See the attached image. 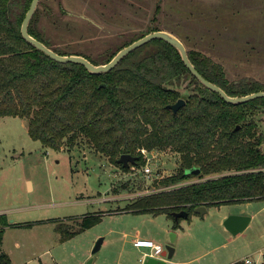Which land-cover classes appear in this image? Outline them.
<instances>
[{"label": "rangeland", "instance_id": "374dc122", "mask_svg": "<svg viewBox=\"0 0 264 264\" xmlns=\"http://www.w3.org/2000/svg\"><path fill=\"white\" fill-rule=\"evenodd\" d=\"M157 5L159 25L219 63L228 80L252 79L264 86V0H40L38 25L54 45L97 58L126 38L145 33L157 17ZM259 115L262 132L264 115ZM143 158L152 168L150 177L142 173L144 165L124 171L82 147H43L29 136L24 118H0V213L23 225L4 230L1 247L11 264H85L89 259L95 264H139L146 249L131 247L137 232L164 248L175 233V260L222 243L224 214L250 221L232 240L190 264H225L230 259L241 264L246 258L262 264L264 199L211 206L203 216L193 212L176 229L167 213L123 211L138 198L133 196L169 189L157 183L178 169V154L170 149L153 150ZM198 180L193 176L181 184ZM93 213H102L97 223L61 240L63 231L77 229L82 216ZM58 223L62 232L56 230ZM103 235L107 243L93 253Z\"/></svg>", "mask_w": 264, "mask_h": 264}, {"label": "trees", "instance_id": "16d2710c", "mask_svg": "<svg viewBox=\"0 0 264 264\" xmlns=\"http://www.w3.org/2000/svg\"><path fill=\"white\" fill-rule=\"evenodd\" d=\"M30 2L0 0V118H24L29 136L43 147L67 151L82 147L124 171L144 165L141 149L172 150L178 154V169L157 183L171 187L139 196L124 209L167 213L174 229L181 218L175 220L173 212L185 210L189 219L201 205L208 208L264 199V148L259 130L264 97L240 104L225 102L203 86L177 49L162 39L136 48L100 75L79 63L57 62L21 35ZM160 11L161 5H157L153 13L157 17L151 19L145 33L126 38L116 50L97 58L54 45L38 25L37 8L28 32L58 54H78L101 64L144 34L165 30L158 23ZM185 47L197 71L228 95L264 90L257 80H228L221 65L198 48ZM179 98L185 102L174 112L168 105ZM123 153L136 156L135 163L128 167L118 163ZM191 168L200 169L199 173H186ZM193 176L199 180L181 184ZM100 218L96 213L84 215L77 229L63 231L58 223L56 230L63 231L61 240H66ZM15 225L23 226L10 223L7 214L0 213V264H11L1 246L4 229Z\"/></svg>", "mask_w": 264, "mask_h": 264}, {"label": "water", "instance_id": "95a60500", "mask_svg": "<svg viewBox=\"0 0 264 264\" xmlns=\"http://www.w3.org/2000/svg\"><path fill=\"white\" fill-rule=\"evenodd\" d=\"M39 3V0H31L29 7L23 17V21L21 22L20 26V32L23 38L27 42H29L31 45H33L35 48L39 49L43 53L48 55L50 58L57 62L61 63H67V62H73V63H79L83 65L90 73L93 74H101L110 71L112 68H114L118 62L126 56L128 53L131 51L135 50L136 48L148 43L151 40L155 39H162L169 44H171L173 47L177 49L179 52V55L181 57V60L184 61V65L187 67V69L190 71V73L206 88L210 89L213 92H216L223 100L227 103L230 104H240L247 102L249 100H254L256 98H261L264 97V90H259L255 92H251L245 95H240V96H230L228 95L221 87L216 85L215 83L211 82L210 80L206 79L201 75L197 69L194 67V65L191 63V61L188 58L187 55V50L184 45V43L173 33L167 30H153L150 31L137 40L132 41L128 45L122 47L120 50H118L115 55L111 58L106 63H101V64H93L90 60L85 58L82 55L78 54H65L61 55L52 50L51 48L47 47V45L43 44L41 41L33 37L31 34L28 32V24L30 22V19L35 12L37 5ZM103 85V84H101ZM184 99L179 98L176 102L173 104H169L168 107L172 109L174 112L177 111L183 104H184ZM239 126H236V129H238ZM136 161V156H133L129 153H123L119 156L117 159V162L122 164L124 167H128L130 164L135 163ZM198 168H191L187 170L186 173H193V174H198L199 173ZM194 212L203 216L207 212V207L206 206H198L194 209ZM173 217L175 220L178 218H186L188 216V213L185 210L177 211L172 213ZM250 220V217L248 216H242V215H229L226 217L223 221L224 226L232 233L236 234L240 231H242L248 224ZM10 223L13 222L12 219L9 220ZM175 238V233L170 234L169 238V243L165 245V249L162 252V256H167L171 257L174 251V247L172 246V242L174 241ZM101 240H98L92 250V252H96L99 249ZM91 260L89 259L85 264H90ZM144 264H164L163 261L157 260L155 258H145L144 259Z\"/></svg>", "mask_w": 264, "mask_h": 264}, {"label": "crops", "instance_id": "0c3cea01", "mask_svg": "<svg viewBox=\"0 0 264 264\" xmlns=\"http://www.w3.org/2000/svg\"><path fill=\"white\" fill-rule=\"evenodd\" d=\"M166 30V29H165ZM219 64V63H218ZM220 65V64H219ZM223 71V70H222ZM29 183H28V185L30 186V189H31V187H32V182H30V181H28ZM222 205V204H221ZM220 206V205H219ZM209 208V207H208ZM208 208H207V210H208ZM123 211H129V210H123ZM129 212H133V211H129ZM133 213H135V212H133ZM100 214H102V213H100ZM253 215H251V217H252ZM225 217H226V215L224 214L222 217H221V219H220V225H221V223L223 222V220L225 219ZM250 221V220H249ZM223 224V223H222ZM248 224H249V222H248ZM247 224V225H248ZM179 225V227H180V224H178ZM172 226H173V222H172ZM222 234L221 235H223V237H224V241L222 242V243H219L218 245H215V246H213V247H210V248H208L206 251H203L202 253H192L191 255H187V256H185L184 255V253H182L180 256H179V258H177V259H175V260H173L172 259V256H174V253L177 251V247L176 248H174V251H173V254H172V256L169 258V257H167V256H162V254L159 256V257H151V258H155V259H157V260H160V261H163L164 262V264H190L191 262H193L194 260H199V257L200 256H202L203 254H206V253H208V252H210L211 250L213 251V250H215V249H217L218 247H219V245L221 246V245H224V244H226L227 242L226 241H228V240H232L233 238H234V236L235 235H237V234H239V232L238 233H236V234H232L225 226H224V224L222 225ZM5 230V229H4ZM110 233V232H109ZM233 235V236H232ZM99 235H97L96 236V238L98 237ZM176 236H177V234H176ZM135 237H141L140 235H139V233L137 232L136 233V235H135ZM134 237V238H135ZM133 238V239H134ZM106 238L104 237V235H103V237H101L100 239H98V240H101V242H100V245H99V249L103 246V245H105L106 243H107V241L105 240ZM133 239H132V241H133ZM97 240V241H98ZM96 244V243H95ZM131 247H133L134 249H136V250H138V251H140L141 249H146V250H144L143 252H142V254L144 253V252H148V249L147 248H143V247H136V246H134L133 245V242L131 243ZM98 249V250H99ZM97 250V251H98ZM230 260H232V261H229V262H227V263H225V264H233V262L234 261H236V260H233V259H230ZM138 261H139V264H144V260H142V259H138ZM191 261V262H190ZM83 262L84 261H82V263L81 264H83ZM264 263V253H263V262H262V264ZM90 264H95L94 262H93V259L91 260V263ZM124 264H129L127 261H125L124 262Z\"/></svg>", "mask_w": 264, "mask_h": 264}, {"label": "built area", "instance_id": "2783aa9c", "mask_svg": "<svg viewBox=\"0 0 264 264\" xmlns=\"http://www.w3.org/2000/svg\"><path fill=\"white\" fill-rule=\"evenodd\" d=\"M141 152L143 153V155H146V154L149 155V154H152L153 150L147 152L146 150L141 149ZM131 168L135 170L134 166L133 167L131 166ZM151 169L152 168H150V166L146 163L144 165V167L142 168V173L146 177H150L152 175ZM139 196H141V195L133 196L132 198H136ZM132 242H133V245L136 247H143V248L148 249V252H144L142 254V257H143V258H141L142 260H144L145 258H148V257H159L162 254L163 250L165 249L161 244L156 243L152 239H150V238L148 239L146 237H135ZM242 262H241V264H251L252 263L251 260H249L247 258L244 259ZM233 264H239V262H235Z\"/></svg>", "mask_w": 264, "mask_h": 264}, {"label": "flooded vegetation", "instance_id": "af4514ba", "mask_svg": "<svg viewBox=\"0 0 264 264\" xmlns=\"http://www.w3.org/2000/svg\"><path fill=\"white\" fill-rule=\"evenodd\" d=\"M261 133H262V135H263V142H262L261 145H262V148H264V145H263V144H264V130H263Z\"/></svg>", "mask_w": 264, "mask_h": 264}]
</instances>
